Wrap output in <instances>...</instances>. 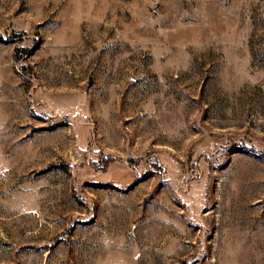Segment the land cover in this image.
<instances>
[{
	"label": "rangeland",
	"instance_id": "1",
	"mask_svg": "<svg viewBox=\"0 0 264 264\" xmlns=\"http://www.w3.org/2000/svg\"><path fill=\"white\" fill-rule=\"evenodd\" d=\"M0 264H264V0H0Z\"/></svg>",
	"mask_w": 264,
	"mask_h": 264
},
{
	"label": "trees",
	"instance_id": "2",
	"mask_svg": "<svg viewBox=\"0 0 264 264\" xmlns=\"http://www.w3.org/2000/svg\"><path fill=\"white\" fill-rule=\"evenodd\" d=\"M2 39H3L2 36H0V41H2Z\"/></svg>",
	"mask_w": 264,
	"mask_h": 264
}]
</instances>
